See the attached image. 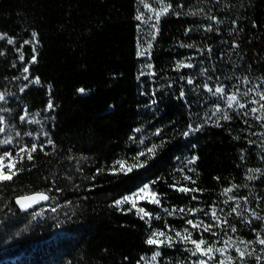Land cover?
<instances>
[{"label": "trees", "instance_id": "1", "mask_svg": "<svg viewBox=\"0 0 264 264\" xmlns=\"http://www.w3.org/2000/svg\"><path fill=\"white\" fill-rule=\"evenodd\" d=\"M0 34V164L16 173L0 182V263L216 264L190 241L149 245L166 225L250 241L232 264L264 258V0H0ZM145 185L136 208L115 205ZM33 190L48 194L35 216L14 202Z\"/></svg>", "mask_w": 264, "mask_h": 264}, {"label": "snow or ice", "instance_id": "2", "mask_svg": "<svg viewBox=\"0 0 264 264\" xmlns=\"http://www.w3.org/2000/svg\"><path fill=\"white\" fill-rule=\"evenodd\" d=\"M163 12H167L168 11V8L165 7L163 10ZM161 13H157L156 15V19L158 20L159 19V16H160ZM138 20H142L143 19V15H138L136 17ZM211 19H216L215 17H210ZM219 23V21H217ZM210 27V26H209ZM6 35V34H0V38H3V36ZM36 37H37V33L33 32L32 33V38L33 40H36ZM8 43L11 44L13 43V40L11 38L8 39ZM25 44H29V43H32V41H25L24 42ZM33 52L35 53V46H33ZM138 55H144V52H138ZM21 60H23V56L21 55L20 57ZM36 55L33 54L32 57H31V61L30 63H35L36 62ZM187 67H192V65H186ZM23 71L25 73H28L29 72V68L28 67H25L23 69ZM25 79H28V77H25ZM34 83H37L39 84L40 83V78L39 77H36L34 81H32ZM189 83H192L191 80L188 81ZM25 87H27V85H25ZM205 88H208V85L205 84L204 85ZM24 89H21V91H23ZM78 91L80 93H84L85 92V89L83 88H80L78 89ZM209 91H212V89H209ZM225 87L223 85L221 86H218L215 88L214 90V95L215 94H224L225 93ZM238 91V90H237ZM249 91H253V89H249ZM248 93L245 92L244 95H247ZM258 95L260 96V99L261 100H264V93H258ZM4 99V96L2 94H0V100H3ZM233 103H236V105L243 109L245 107L244 104L242 103H239V100H238V95H237V92H233L232 94L228 95L227 96V106L228 107H232ZM258 103V101H257ZM54 108V104L51 100H49V103L47 105V109H53ZM260 109H264V104H260ZM217 111H219V108H217ZM252 112H257L258 109L256 108H253L251 109ZM27 115V113L25 114ZM224 119H229V117L227 115H225L223 117ZM258 120L261 119V117L257 116L256 117ZM3 117L0 116V122L3 121ZM20 119L23 121L25 119V116H21ZM4 128L3 127H0V132H4ZM185 135H188V133H185ZM3 143L7 144V143H10V140H5L3 141ZM53 142L49 139L48 140V144H52ZM41 149L43 148V145L40 146ZM155 147V146H154ZM37 150V145L36 144H32L31 145V148H26V147H22L20 148L19 152L17 153V156L19 157L20 160H23L25 158L24 154L26 153L27 154V159L28 160H32L33 157H32V153L35 152ZM148 152L149 153H153L154 152V148L152 149H148ZM139 155H144V153H140ZM139 155L137 157V160H139ZM5 157H9L11 159V154L9 152H4L3 153V156H0V161H2ZM195 159V158H193ZM120 163V171H123V172H132L134 168H139V167H144L146 164H147V161H144L143 163H136L134 165H129L127 167H125V164L124 162H119ZM3 165L0 164V182L2 181H9L13 178V176L16 174L15 172L11 171V169L14 167V164L10 163L8 165V169H9V173L8 174H5L4 170H3ZM255 171L259 172L260 170L259 169H256ZM254 177H249V179H252ZM190 179V178H189ZM148 185H145L143 188H141L139 190L138 193H133L131 196H124L122 197L121 199L119 200H116L115 201V205L119 206L121 204H124V203H127V202H131L132 204V207L133 208H136V197H140V194L146 192L148 190ZM235 187V185L233 186ZM232 189L231 188H228V189H225V193L227 192H230ZM181 191H191L190 189H186V188H182ZM39 199L41 200H46L48 199L47 196L43 195V194H39ZM229 199H234V197H229ZM24 201H31V203H36V197H21L19 199H17V204H19L20 208L21 209H26L28 207H30V204L28 203H25ZM151 202L152 203H156L158 204L160 201L156 198L155 194L153 193L152 194V199H151ZM140 213H143L144 216H147L149 215V213L145 212V210L143 208H140L138 210ZM194 211V210H193ZM233 212H236L237 209L236 208H233L232 210ZM239 215V213H237ZM212 216L213 218H216V213L215 211H213L212 213ZM252 216L253 217H256V218H259V219H264V217H257V214L255 211H252ZM143 218V216L141 217ZM187 223L189 225L192 226L193 229H198L200 228L201 226L203 227V230L205 232H208V231H211L212 229V225H202V222L201 223H193L192 220H188ZM233 232L236 231L235 227H232L231 229ZM184 235H182L180 232H177L176 233V236L179 237L181 240L185 241V242H188L190 241L192 245L195 246V249H194V253H201L202 255L204 256H207L208 257V260H212L213 258V253L214 252H219L222 256H224V254L226 253L228 247L230 246H233L235 244V242H233L231 240V238L229 237V239L227 241L224 242V246L223 247H219V248H216L215 245L213 244H208L207 241H205L203 238H201L200 240H195V239H192V233L188 231V229H185L184 230ZM165 233L163 232H153L152 233V236L148 238V240L146 241L149 245H155V244H162L164 243L165 241L164 240H160V239H156L154 237H158V236H164ZM213 235H215V233H213ZM168 242L171 243V240L172 238L171 237H168ZM257 240H258V243L260 245H264V238H260L259 237V234H257ZM240 243H245L244 241H241ZM247 243H251L250 241L247 242ZM247 247V244H245V248ZM235 251L238 253L239 257L240 258H243L246 254H251V253H246L245 249H242L240 248L239 246H236L235 247ZM159 255V253H156L155 255H153L152 259L155 260L156 259V256ZM228 260H231L232 257H226ZM197 264H208V261L204 260V259H201L197 262ZM219 264H225V260H221L219 262Z\"/></svg>", "mask_w": 264, "mask_h": 264}, {"label": "rangeland", "instance_id": "3", "mask_svg": "<svg viewBox=\"0 0 264 264\" xmlns=\"http://www.w3.org/2000/svg\"><path fill=\"white\" fill-rule=\"evenodd\" d=\"M48 204L42 203L40 205H38L37 207H35L34 209H32V211L30 212L31 216H35L38 213H41L45 208H47ZM184 228L183 227H178V226H171V225H166L165 227H161V226H154L151 229V232L149 234V236H152L153 232H163L165 233L164 236H158V237H154L156 239H160V240H168V237H171L172 239H180L179 237L176 236L177 232H180L182 235H184ZM229 237L231 238V240L233 242H235V244L233 246L228 247L226 253L224 254V256H222L219 252H214L213 253V258H212V262L219 264V262L221 260H225V264H232V259L228 260L226 257H233L234 255H232L233 253L235 255H238V253L235 251V247L239 246L242 249H245V251H249L252 250L254 245L252 243H247V241H244L242 239H240L239 237L234 236L233 234L227 232L225 235H222L220 237H215L214 240H210V239H205V241L208 242V244H213L215 245L216 248L219 247H223L224 246V242L227 241L229 239ZM192 239H196L193 235L191 237ZM241 241H244L245 243H240ZM245 244H247V247L245 248ZM233 251V252H231ZM256 254L258 255L257 258V262L256 264H264V258H262V252L261 251H257ZM20 260V255H13V256H9L4 262H1L0 264H17L19 263Z\"/></svg>", "mask_w": 264, "mask_h": 264}, {"label": "water", "instance_id": "4", "mask_svg": "<svg viewBox=\"0 0 264 264\" xmlns=\"http://www.w3.org/2000/svg\"><path fill=\"white\" fill-rule=\"evenodd\" d=\"M39 194H43V195L48 197V194L43 190H33V191L26 192V193H20V194L15 195L14 202L21 211H25V210H28V209L36 206V205H40V204L44 203L45 201H47V199L46 200L39 199ZM21 197H36V203H31V201H24L25 203L30 204V207H28L26 209H21L19 204H17V199H19Z\"/></svg>", "mask_w": 264, "mask_h": 264}]
</instances>
